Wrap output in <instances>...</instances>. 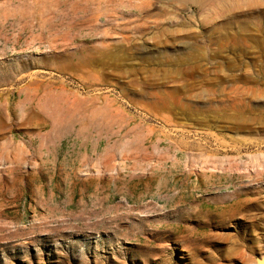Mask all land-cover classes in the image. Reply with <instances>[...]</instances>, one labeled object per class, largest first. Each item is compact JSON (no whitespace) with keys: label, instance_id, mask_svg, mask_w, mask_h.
<instances>
[{"label":"rangeland","instance_id":"374dc122","mask_svg":"<svg viewBox=\"0 0 264 264\" xmlns=\"http://www.w3.org/2000/svg\"><path fill=\"white\" fill-rule=\"evenodd\" d=\"M0 118V264L261 252L264 0H0Z\"/></svg>","mask_w":264,"mask_h":264},{"label":"bare ground","instance_id":"6f19581e","mask_svg":"<svg viewBox=\"0 0 264 264\" xmlns=\"http://www.w3.org/2000/svg\"><path fill=\"white\" fill-rule=\"evenodd\" d=\"M106 48V47H105ZM105 50V49H104ZM108 50V49H107ZM106 50V51H107ZM92 51H94V52H96L97 54H98V56L99 57H102V56H104V55H106L107 53H106V51H102V50H98V49H92ZM90 52V51H89ZM108 52V51H107ZM91 54H92V52H91ZM114 57V56H113ZM94 58V57H93ZM117 58V57H116ZM92 60H94V59H92ZM89 61V60H88ZM0 121H2V119L0 118ZM5 148H9V149H13V143L11 142L10 143V141H7L6 142V144H5ZM232 169V168H231ZM230 207V206H229ZM229 209V208H228ZM232 210V209H231ZM249 220V219H248Z\"/></svg>","mask_w":264,"mask_h":264},{"label":"water","instance_id":"95a60500","mask_svg":"<svg viewBox=\"0 0 264 264\" xmlns=\"http://www.w3.org/2000/svg\"><path fill=\"white\" fill-rule=\"evenodd\" d=\"M254 264H264V239L262 242L261 252L255 257Z\"/></svg>","mask_w":264,"mask_h":264}]
</instances>
